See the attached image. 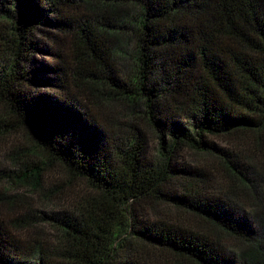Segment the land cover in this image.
<instances>
[{
    "label": "trees",
    "instance_id": "trees-1",
    "mask_svg": "<svg viewBox=\"0 0 264 264\" xmlns=\"http://www.w3.org/2000/svg\"><path fill=\"white\" fill-rule=\"evenodd\" d=\"M242 133L264 140V0H0V137L26 144L15 177L39 192L56 169L87 190L0 218V264H159L142 245L174 264H264V146L241 151ZM160 203L237 246L150 217Z\"/></svg>",
    "mask_w": 264,
    "mask_h": 264
},
{
    "label": "rangeland",
    "instance_id": "rangeland-1",
    "mask_svg": "<svg viewBox=\"0 0 264 264\" xmlns=\"http://www.w3.org/2000/svg\"><path fill=\"white\" fill-rule=\"evenodd\" d=\"M125 9V7H123ZM127 64V63H126ZM104 114L106 116L117 117V109L104 108ZM144 128V126H143ZM146 134L151 139L152 150L156 147V142L151 130L146 129ZM227 141H232V137H219L218 143L225 147ZM237 141L239 142L240 150L246 152H252L253 154L261 155L263 150L264 140L261 143L257 134L242 133L237 135ZM26 147V144L22 140L20 135H10L6 137H0V218L6 222H10L14 219L24 220L28 222L31 218L38 216V212H43L50 209H57L60 206L66 207L68 204L74 202L82 194L86 193L87 190L81 182H69L68 179L63 176L56 169L48 171L44 176L43 190L34 192L27 187L19 184L15 176L19 175L23 169L14 163L13 158L21 156V161L27 159L24 155L22 156V149ZM244 149V150H243ZM22 153V154H21ZM264 152H262L263 154ZM189 161L192 164L194 162L200 165H219L218 159L205 155L197 154L195 152H189ZM18 159V158H17ZM205 163V164H204ZM8 176H12L10 179ZM261 187L257 189L258 195L263 194V181H260ZM249 196L256 197L254 189L247 192ZM147 213L154 219L163 218L171 219L173 222H179L182 225H197L199 229L208 231L211 234H215L217 238L226 245L233 249L237 246V241L228 237L227 235L213 230L210 226L202 223L198 218L193 217L190 214L185 213L182 210L176 209L172 206L156 204L155 206H147ZM35 230L42 232V237L53 238L49 234L58 237V233L49 230L48 227L39 223ZM140 255L148 260L149 262L159 264H174L176 261L182 262L181 260L175 261L174 257L170 254L154 249L149 246H140ZM185 264H191L185 261Z\"/></svg>",
    "mask_w": 264,
    "mask_h": 264
}]
</instances>
